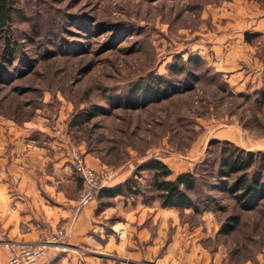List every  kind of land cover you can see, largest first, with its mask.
<instances>
[{"label":"rangeland","instance_id":"rangeland-1","mask_svg":"<svg viewBox=\"0 0 264 264\" xmlns=\"http://www.w3.org/2000/svg\"><path fill=\"white\" fill-rule=\"evenodd\" d=\"M226 1L18 0L8 57L0 36V119L94 155L113 170L106 187L152 158L171 177L193 172V205L174 206L190 241L221 264H264V196L252 208L237 201L213 143L245 148L264 132V108L210 62ZM262 166L258 156L252 170ZM137 177L141 194L94 198L157 200L150 171ZM230 215L237 222L222 227Z\"/></svg>","mask_w":264,"mask_h":264},{"label":"crops","instance_id":"crops-1","mask_svg":"<svg viewBox=\"0 0 264 264\" xmlns=\"http://www.w3.org/2000/svg\"><path fill=\"white\" fill-rule=\"evenodd\" d=\"M215 13L219 28L211 38V64L235 91L255 97L264 108V72L253 69L264 64V0H228ZM29 130L0 119V264L21 243L57 228L66 230L62 246L47 250L38 264H221L190 241L174 206L129 198L101 204L94 196L79 204L73 146L39 140ZM245 148L264 149V132ZM82 157L93 168L101 166L94 155Z\"/></svg>","mask_w":264,"mask_h":264},{"label":"trees","instance_id":"trees-1","mask_svg":"<svg viewBox=\"0 0 264 264\" xmlns=\"http://www.w3.org/2000/svg\"><path fill=\"white\" fill-rule=\"evenodd\" d=\"M17 3L18 0H0V36L4 39L5 57H8L7 55L13 51L10 25ZM142 95L145 97V94H140L139 97ZM213 143L221 145L218 169L224 175L232 178L228 184L230 191L238 202L243 203L248 208L254 207L258 199L264 196V178L262 175L264 167L255 170H252V167L256 164L258 156H262L264 159V150H249L228 139H216ZM142 169L150 171V184L161 206L193 205L191 192L196 186L194 173L184 171L171 177V168L158 158H152L139 164L129 177L115 186L93 190L91 196L98 194L105 197L117 195L129 197L141 194V186L137 176ZM76 181L81 186V179L78 175ZM237 220V216L230 215L222 227L227 225V229H230Z\"/></svg>","mask_w":264,"mask_h":264},{"label":"built area","instance_id":"built-area-1","mask_svg":"<svg viewBox=\"0 0 264 264\" xmlns=\"http://www.w3.org/2000/svg\"><path fill=\"white\" fill-rule=\"evenodd\" d=\"M253 69L254 72H263L264 64ZM72 156L74 170L81 179L78 193V202L81 204L91 196L93 190H98L108 185L112 180L113 170L106 166L93 168L87 165L77 151H74ZM65 235L66 230L64 228H57L43 233L40 236L41 239L36 242L21 243L8 256L6 264H38L46 256L49 248L57 250L62 246Z\"/></svg>","mask_w":264,"mask_h":264}]
</instances>
